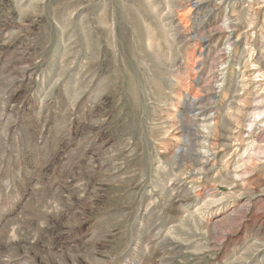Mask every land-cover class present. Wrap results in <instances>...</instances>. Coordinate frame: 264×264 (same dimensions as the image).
Listing matches in <instances>:
<instances>
[{"label": "rangeland", "instance_id": "obj_1", "mask_svg": "<svg viewBox=\"0 0 264 264\" xmlns=\"http://www.w3.org/2000/svg\"><path fill=\"white\" fill-rule=\"evenodd\" d=\"M0 264H264V0H0Z\"/></svg>", "mask_w": 264, "mask_h": 264}]
</instances>
